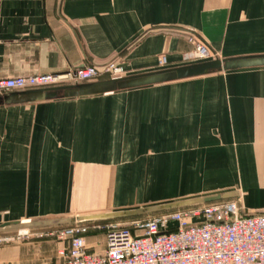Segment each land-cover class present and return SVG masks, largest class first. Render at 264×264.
Segmentation results:
<instances>
[{"label": "crops", "instance_id": "0c3cea01", "mask_svg": "<svg viewBox=\"0 0 264 264\" xmlns=\"http://www.w3.org/2000/svg\"><path fill=\"white\" fill-rule=\"evenodd\" d=\"M187 30L221 60L264 56V0H0V78L111 61L127 76L189 65ZM126 182H152V199L237 191L243 213L264 214V67L0 106V224L113 206ZM97 233L86 241L100 255ZM26 257L0 246V264Z\"/></svg>", "mask_w": 264, "mask_h": 264}, {"label": "built area", "instance_id": "2783aa9c", "mask_svg": "<svg viewBox=\"0 0 264 264\" xmlns=\"http://www.w3.org/2000/svg\"><path fill=\"white\" fill-rule=\"evenodd\" d=\"M193 47L192 63L217 59L196 31H186ZM161 67L167 57L159 59ZM126 76L117 61L82 65L58 74L0 78V96L13 92L94 83ZM92 229V230H91ZM104 231L106 250L89 252L86 236ZM69 239L64 264H264V214L242 212L237 200L173 211L161 215L106 225L65 227ZM0 235V244L8 243Z\"/></svg>", "mask_w": 264, "mask_h": 264}, {"label": "water", "instance_id": "95a60500", "mask_svg": "<svg viewBox=\"0 0 264 264\" xmlns=\"http://www.w3.org/2000/svg\"><path fill=\"white\" fill-rule=\"evenodd\" d=\"M258 67H264V56L242 57L224 60L217 58L214 60L192 63L177 68L163 69L146 74L125 76L122 78L103 80L94 83L36 89L24 92H13L0 96V106L19 105L26 103L34 104L58 99L91 98L113 94L116 92L204 77L214 73H224ZM239 199V192L233 191L103 214L55 218L40 221L8 222L0 224V235L45 228L69 227L90 223L134 219Z\"/></svg>", "mask_w": 264, "mask_h": 264}, {"label": "rangeland", "instance_id": "374dc122", "mask_svg": "<svg viewBox=\"0 0 264 264\" xmlns=\"http://www.w3.org/2000/svg\"><path fill=\"white\" fill-rule=\"evenodd\" d=\"M204 41V40H203ZM189 42V41H188ZM205 42V41H204ZM206 43V42H205ZM190 44V43H189ZM209 46V45H208ZM211 49V47L209 46ZM193 49V47H192ZM192 51V50H191ZM212 51V49H211ZM213 52V51H212ZM213 54L218 58V55H216L214 52ZM192 63V61H189ZM194 63V62H193ZM127 76V73H126ZM155 92V91H152ZM158 92V91H157ZM131 94V93H130ZM129 104L125 103V107L128 108ZM157 153V152H156ZM171 155L177 154V152L171 151ZM155 160V159H154ZM130 160H128L129 162ZM155 162V161H154ZM123 164V163H122ZM156 167V163H155ZM74 169H77L75 167ZM152 182H144V183H137L136 188L134 190L133 184L126 182L123 183V185L118 186L117 184L113 187V194L115 200L113 201V204L115 205H107V206H97V207H68L67 210H64V212H58V213H49L44 214L43 216L35 217L34 219L38 220H46V219H54V218H61V217H68V216H74V215H82V214H88V213H103V212H110V211H120L123 209H135L140 206H149V205H157L162 204L166 202H171L175 200L172 197L167 198H153L150 197L151 190L152 189ZM187 186H189L187 184ZM112 189V186H110ZM136 191V192H135ZM115 192V193H114ZM135 196H134V194ZM149 194V198L147 195ZM187 194V193H186ZM167 195L174 196L177 194H171V192H167ZM120 196H123L125 200H120ZM133 196V197H131ZM199 196V195H198ZM198 196H188V198L184 199H191ZM151 198V199H150ZM118 199V201H117ZM113 200V199H112ZM182 200V199H181ZM117 204H116V203ZM67 215V216H66ZM4 217V216H3ZM46 217V218H45ZM48 217V218H47ZM125 221H119L116 223H124ZM92 226V225H90ZM65 230V227H56V228H45V229H39V230H32V231H21V232H14V233H6L2 234L1 236L7 237L9 239L8 243L0 244L1 247L4 246H14L19 248H24L26 252V260L23 262V264H61L63 263V259H65V256L59 257V252L61 250H66L69 246L70 240L65 238L61 239L60 233ZM92 230V229H91ZM94 231H92L93 233ZM100 233H97L98 236L93 237V240L98 242V248L96 249V252L100 255L104 254L103 251L105 247L106 238L104 235V231H99ZM100 249V250H99ZM99 250V251H97ZM102 250V251H101Z\"/></svg>", "mask_w": 264, "mask_h": 264}, {"label": "trees", "instance_id": "16d2710c", "mask_svg": "<svg viewBox=\"0 0 264 264\" xmlns=\"http://www.w3.org/2000/svg\"><path fill=\"white\" fill-rule=\"evenodd\" d=\"M97 224H99V223H97ZM103 224V223H102Z\"/></svg>", "mask_w": 264, "mask_h": 264}]
</instances>
